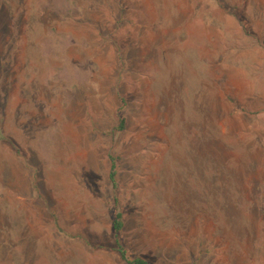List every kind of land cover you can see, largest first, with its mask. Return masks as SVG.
<instances>
[{
  "label": "rangeland",
  "instance_id": "rangeland-1",
  "mask_svg": "<svg viewBox=\"0 0 264 264\" xmlns=\"http://www.w3.org/2000/svg\"><path fill=\"white\" fill-rule=\"evenodd\" d=\"M118 247L264 264V0H0V264Z\"/></svg>",
  "mask_w": 264,
  "mask_h": 264
},
{
  "label": "trees",
  "instance_id": "trees-1",
  "mask_svg": "<svg viewBox=\"0 0 264 264\" xmlns=\"http://www.w3.org/2000/svg\"><path fill=\"white\" fill-rule=\"evenodd\" d=\"M108 178L110 180V182L112 184L115 183V164H111V167H110V171H109V174H108ZM122 227V222H121V214L120 213H117L115 215V219L113 221V230L115 232L119 231L120 228ZM119 249V252H120V255L123 259H126L129 264H149L144 258L142 257H134L133 259L131 260H128L125 256V251L123 250V248L121 247H118Z\"/></svg>",
  "mask_w": 264,
  "mask_h": 264
}]
</instances>
